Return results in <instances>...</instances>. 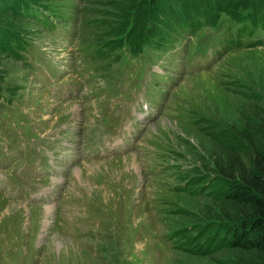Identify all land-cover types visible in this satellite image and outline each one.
<instances>
[{"label": "rangeland", "instance_id": "rangeland-1", "mask_svg": "<svg viewBox=\"0 0 264 264\" xmlns=\"http://www.w3.org/2000/svg\"><path fill=\"white\" fill-rule=\"evenodd\" d=\"M30 1L38 4L23 3ZM102 1L23 0L17 11L0 13V24L18 35L9 55L0 53V264L230 260L226 246H212L223 231L200 222L208 214L219 223L227 210L210 181L213 164L197 158L206 156L199 150L223 151L213 135L241 131L243 109L264 107V44L230 49L245 28L223 22L228 13L196 9L191 20L165 7L178 33L173 44L169 34L155 37L158 49L146 46L129 64L108 63L86 50L105 40L93 26ZM139 95L149 109L125 112ZM112 113L118 121L106 126L100 145L94 128ZM59 126L74 136L58 140L49 166L42 140ZM84 133L96 141L91 149L80 145ZM187 178L206 182L199 195ZM27 192L30 199L54 194L39 207ZM187 241L203 251L183 250Z\"/></svg>", "mask_w": 264, "mask_h": 264}, {"label": "trees", "instance_id": "trees-1", "mask_svg": "<svg viewBox=\"0 0 264 264\" xmlns=\"http://www.w3.org/2000/svg\"><path fill=\"white\" fill-rule=\"evenodd\" d=\"M7 1L0 0V13L7 10L15 12L20 5L23 6V0H12L9 7ZM101 3L104 9L99 10L98 15L102 18L96 20L93 26L104 36L105 40H98L100 43L97 46L99 55L108 59V63L119 59L118 52L124 46L135 52L134 48L138 47L144 36L158 37L163 41L165 35L175 32L162 8L170 7L174 17L183 16L191 20L196 18V9L207 17L218 16L222 12L231 13V10L250 4L264 11V0H103ZM8 30L6 25L0 24V53L6 55L13 46V39H17L16 34ZM7 42L11 45H7ZM242 113L246 118L241 131L231 135H213L223 145V151L208 153L199 150L206 156L197 158H207L213 164L210 170L214 177L210 181L212 185L216 184L215 188L219 187L221 193L215 196L227 210V217L220 219L219 223L214 222L216 219L208 217V214L200 219L204 223L209 221V229L223 231L221 242L212 245L213 249L226 246L234 253L225 262L216 260L217 264H264V107L256 103L243 109ZM186 181L195 195H199L206 186V182L196 185L193 178ZM186 190L190 191V188ZM186 244L188 249L184 245L181 247L189 253L199 254L203 251L198 244L190 241Z\"/></svg>", "mask_w": 264, "mask_h": 264}, {"label": "bare ground", "instance_id": "bare-ground-1", "mask_svg": "<svg viewBox=\"0 0 264 264\" xmlns=\"http://www.w3.org/2000/svg\"><path fill=\"white\" fill-rule=\"evenodd\" d=\"M236 53H238V52H235V54H236ZM46 206H47V205H46ZM50 206H51V205H48V207H47V208H49ZM54 209H55V208H54Z\"/></svg>", "mask_w": 264, "mask_h": 264}]
</instances>
